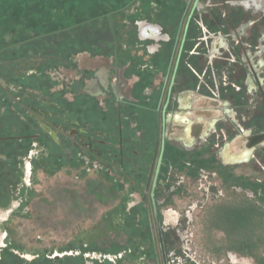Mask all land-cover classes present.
<instances>
[{
    "label": "rangeland",
    "instance_id": "rangeland-1",
    "mask_svg": "<svg viewBox=\"0 0 264 264\" xmlns=\"http://www.w3.org/2000/svg\"><path fill=\"white\" fill-rule=\"evenodd\" d=\"M100 1L0 0V49L79 24L96 14ZM98 25L99 22L89 23L69 34L47 35L0 53L1 133L18 134L22 126H30L32 106L49 110L48 101H58L62 93L79 91L80 86L84 90L91 84L89 80L84 84L75 82V68L70 67L86 62L81 51L100 45ZM127 40L121 39V46L138 49L143 59L160 43L127 44ZM102 46L105 57L96 59V64L112 65L111 41L103 42ZM238 73L236 70L235 78ZM101 74L105 79L106 71ZM108 75L104 87L114 92V77ZM131 89L126 74L121 81L120 96L132 99ZM81 96L77 104L84 109L93 108L96 104L93 100H100L102 94L89 92ZM66 97L71 98L70 93ZM57 105L67 113L75 112V108H68L60 100ZM41 113L37 115L44 121ZM75 116L79 115L68 117L75 120ZM98 117L97 110L83 114L78 120L92 127L103 126ZM21 120L25 122L22 126ZM104 122L102 129L108 128L111 139L107 145L108 158L97 160L89 153L78 152L68 156L69 151L59 149L65 154L62 157L57 149L67 148V144L56 147L53 141L36 143L25 155L22 152L20 155L19 146L4 151L0 146V159L10 156L6 157L7 165L14 163L15 155L22 159L16 173L19 183L11 189L13 198L0 208V249L7 241L15 243L28 252L22 255L28 261L32 251L51 250L52 258L62 255L57 252L60 247L73 248L74 253L81 245L91 249L111 248L114 254L104 255L111 264H164L160 233L165 264H264V146L253 153L254 163L223 165L218 154L214 156L209 150L210 144L191 151L170 140L173 148L166 150L162 165L165 179L162 189L167 199L158 210L157 229L150 201H142L148 190H143L140 181L137 183L138 177H145L144 168L150 162L155 166L157 160V155L148 157L154 141L151 130L143 133L141 127L133 128L128 135L124 134L120 148L125 150L131 143L139 154L128 155V161L125 158L120 169L118 155H111L118 154L117 132L112 125L107 126L109 119ZM54 128L51 131L56 134L58 130ZM130 173L140 175L131 183ZM3 180L6 184L7 179ZM150 248L155 258L148 254ZM101 255L92 250L84 254L83 261L58 260L47 264H105Z\"/></svg>",
    "mask_w": 264,
    "mask_h": 264
},
{
    "label": "flooded vegetation",
    "instance_id": "flooded-vegetation-1",
    "mask_svg": "<svg viewBox=\"0 0 264 264\" xmlns=\"http://www.w3.org/2000/svg\"><path fill=\"white\" fill-rule=\"evenodd\" d=\"M105 1L108 5L103 3ZM99 3L98 14L49 35L71 30L80 24L99 22V39L106 35L105 29L109 30L107 34L112 39L109 59L112 65L109 62L96 64L98 59L105 57L102 40L97 41L101 46L81 51L86 62L70 68H75V82L84 84L89 80L91 86L84 90L80 86L79 91L62 93L65 105L75 108V112L67 113L58 108V101H48L49 110L32 106L34 113L28 120L46 133L55 145L67 144V148L60 146V149L69 151L68 156L74 149L77 154L89 153L98 160L110 156L107 147L111 140L110 131L102 129L105 128L104 121L109 119L106 124L114 127L119 142L118 154L111 155H118L120 169H123L128 155L139 154L131 143L125 150L120 148L125 137L123 120L130 123L131 131L136 128L137 120L145 115L153 118L154 141L148 157L152 159L157 155L155 166L150 162L144 168V178H139L138 173H130L128 180L132 183L138 177L145 188L143 190H148L142 201H150L159 229L158 210L167 199L162 189L165 183L162 165L168 144L175 141L191 151L210 144L209 150L214 156L218 154L223 165L254 163L253 153L264 146H257L253 151L246 147L249 137L264 132V1L101 0ZM124 38L128 39L127 44L137 41L160 43L150 56L143 59V53L138 54V49L121 46L120 40ZM102 70L106 71L105 79L110 77L108 73L114 77V92L104 87L106 80ZM236 70L238 79L234 77ZM126 74L132 86L130 100L119 94ZM217 75L219 79H216ZM74 80L70 81L71 86ZM89 92L100 93L102 97L93 100L96 102L93 108L80 109L78 100ZM67 93L71 98L66 97ZM97 110L103 126L92 127L79 121L83 114L96 113ZM38 111L42 112L39 116L44 121L38 117ZM73 115L79 116H75V120L68 117ZM54 127L61 135L51 131ZM141 129L142 132L150 130L143 125ZM138 167L141 166L138 164Z\"/></svg>",
    "mask_w": 264,
    "mask_h": 264
},
{
    "label": "trees",
    "instance_id": "trees-1",
    "mask_svg": "<svg viewBox=\"0 0 264 264\" xmlns=\"http://www.w3.org/2000/svg\"><path fill=\"white\" fill-rule=\"evenodd\" d=\"M103 3L107 4L108 2L105 1ZM85 11H87V10H85ZM95 11H98V9L96 8ZM96 14H98V12H96ZM85 25L86 24H80L77 27L72 28L71 30H68V31H65L62 33H58V34H54V35L69 34V33H71V31L78 29V27H83ZM34 29L36 30L37 27H35ZM105 32H106V36L104 35V38L102 36V38H100L99 40H102L103 42L111 41L112 40L111 36L107 34V33H109V30L105 29ZM50 36H53V35H50ZM64 47H66V46H64ZM67 47H70V46H67ZM59 100L62 101L63 104L66 103L65 99H63L62 97L59 98ZM139 110H141V109H139ZM146 118L147 117L145 115L142 119H139V120L136 119L137 120V122H136L137 126L135 129H138L141 127V125H143V127L147 128V129L149 128L151 130V131H149L151 133V136H154L153 135V129H152L153 128V122H154L153 118H150V119L149 118L146 119ZM20 123H21L20 126H22L23 123H25V122H23L21 120ZM29 124L31 127L26 126V125L22 126L21 127L22 131H20L16 135H6V134L0 132V146H3L2 151H4L7 147L14 148V146L15 147L19 146L20 155H21V152H22V155H25L32 149V147L35 146L36 143H45L44 141L52 142L46 133H44L41 129H39L35 126L33 121L30 122ZM123 126H124L123 127V133L125 135H128L129 134L128 132H131V131H129L130 123L124 122V120H123ZM144 132H145V129H144L143 133ZM35 134H38V136L32 137V135H35ZM55 146L57 147V145H55ZM168 148H173V147L170 144H168L167 150H168ZM59 149L60 148H58L57 150L60 152V155L63 157V155H65V154L63 151H61ZM77 152L78 151H74V149H73L71 153L73 156H75ZM6 155H8V154L6 153ZM6 157L9 158L10 156L9 157L6 156ZM6 157L4 159L3 158L0 159V208L6 206L9 203V200L11 198H13L12 194H11L12 193L11 189L13 188V186H16L19 183V176H17V174H16L17 172H19L18 162H19V164H22V159H20V157L18 159V157L15 155L13 157L15 160L14 163L7 165L5 163V161L7 159ZM10 168H12L11 171L9 170ZM13 176H16V178ZM4 178L7 179L6 184H4V180H3ZM137 183L139 184V180L137 181ZM253 184H255V183H253ZM9 185H11L12 187H10ZM72 249L73 248H70V247H64V246L60 247V248H58L57 252L61 253L62 255L59 257L55 255L52 258H50L51 253H52L51 250L50 251H42V250L32 251L30 253L32 255V258L27 261L22 257V255L27 254L28 252L23 251L21 249V247L17 246L15 243L7 241L5 243V246L0 249V264H47V263H53V262L58 261V260L68 261V260H72V259H79V260L83 261L84 254L87 251H92V250L99 251V253H101L103 255V257H104L103 262H105V264H111V261H109L106 258L107 256H104L105 254L112 253L111 248H92L91 249L88 246L83 247L80 245L78 247V249L75 250L76 252H74V253H73ZM67 253H69V254H67ZM112 254H114V253H112ZM148 254L150 255V257L155 258L153 248H150V250L148 249Z\"/></svg>",
    "mask_w": 264,
    "mask_h": 264
},
{
    "label": "water",
    "instance_id": "water-1",
    "mask_svg": "<svg viewBox=\"0 0 264 264\" xmlns=\"http://www.w3.org/2000/svg\"><path fill=\"white\" fill-rule=\"evenodd\" d=\"M67 29H69V28H67ZM46 35H49V33L48 34H44V35H40V36H37V37H34V38H31V39H28V40H25V41H22V42H18L16 44H11V45L3 48V49H0V53L3 52L6 49H10V48H12L14 46L22 45V44H24V43H26V42H28L30 40L37 39V38H40V37L46 36ZM262 145H264V132L249 137L247 142H246V147L249 148V149H252V151L255 149V147L262 146ZM249 158H248V160H249ZM248 160H246V161H248ZM246 161H244V162H246ZM159 238H160L161 255L163 257V262L165 264V254H164L163 244L161 242L160 233H159Z\"/></svg>",
    "mask_w": 264,
    "mask_h": 264
}]
</instances>
